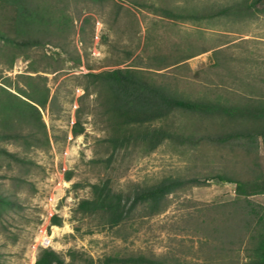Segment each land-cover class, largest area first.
I'll list each match as a JSON object with an SVG mask.
<instances>
[{
	"label": "rangeland",
	"instance_id": "374dc122",
	"mask_svg": "<svg viewBox=\"0 0 264 264\" xmlns=\"http://www.w3.org/2000/svg\"><path fill=\"white\" fill-rule=\"evenodd\" d=\"M241 1L66 0L70 21L62 38L45 40L29 52L30 59L22 55L0 79V86L20 95L16 89L29 88L32 76L46 83L50 101L55 98L52 107L41 110L49 148L24 151L0 142V147L21 152L32 162L21 168L0 156V193L20 204L16 209L0 207V264H34L45 233L53 238L50 248L67 260L73 250L94 259L140 252L185 264H244V244L237 236L242 224L229 222L226 227L217 208L237 200L236 186L208 178L236 175L248 182L249 202L264 206L262 142L258 153L248 156L237 144L166 141L153 152L143 146L121 150L110 162L107 124L94 95L81 103L84 91L79 85L80 76L89 71L151 67L191 97H263L264 13L179 21L155 11L169 5L203 13ZM175 54L192 57L178 67L156 70L154 57ZM31 64L39 71L33 72ZM79 113L84 132L74 136ZM217 120L177 112L166 122L196 134H217ZM254 161L260 165L258 173L263 172L260 178ZM176 177H197L201 184L169 195L167 209L158 215H136L121 228L102 229L98 218L75 214L79 201L91 197V184L101 180L109 178L115 189L129 193ZM54 216L61 218V225L52 224Z\"/></svg>",
	"mask_w": 264,
	"mask_h": 264
},
{
	"label": "trees",
	"instance_id": "16d2710c",
	"mask_svg": "<svg viewBox=\"0 0 264 264\" xmlns=\"http://www.w3.org/2000/svg\"><path fill=\"white\" fill-rule=\"evenodd\" d=\"M65 3L66 0H0V79L4 71L12 69L22 55L30 59L29 52L42 46L45 40L62 38L70 21ZM155 11L179 21L234 13L254 16L257 12L264 13V0H243L236 6L203 13L177 10L169 5ZM189 55L154 57L155 68L162 70L176 66L192 57ZM150 69L129 67L89 71L79 78V85L84 91L81 103L84 98L94 95L107 124L106 143L111 150L110 162L121 150L143 146L148 152H153L166 141L189 146H197L205 141L220 147L237 144L248 156L258 153L260 142L264 149V96H242L240 99L191 97L166 82L164 74ZM31 70L39 71L34 64H31ZM29 79L37 80L32 76ZM40 79L47 78L40 76ZM34 81L28 84L27 89L17 88L20 95L0 86V142L12 143L24 151L47 149L51 144L41 110L49 105L52 107L55 98L50 101V89L45 82ZM177 112L218 119L217 126L220 128L217 134H196L176 128L166 121ZM76 118L72 129L74 136L84 132L80 113ZM0 156L21 168L32 163L21 152H12L4 147H0ZM253 166L256 177L260 178L263 172L258 173L256 169L260 165L254 161ZM212 178L236 186L237 200L217 208L221 210L226 227L229 222L242 224L237 236L240 245L244 244L247 257L244 264H264V206L249 202L246 180L228 173H218L208 179ZM198 184L201 181L197 177L166 178L154 185L125 193L115 189L111 179L107 178L91 184V197L79 201L75 214L98 218V226L102 229L121 228L134 221L136 215L144 218L164 212L168 207L169 195ZM0 207L16 209L20 208V204L12 196L0 193ZM51 221L54 225H61L58 216ZM67 256L69 260L52 248H42L34 264H185L140 252H117L94 259L70 250Z\"/></svg>",
	"mask_w": 264,
	"mask_h": 264
},
{
	"label": "built area",
	"instance_id": "2783aa9c",
	"mask_svg": "<svg viewBox=\"0 0 264 264\" xmlns=\"http://www.w3.org/2000/svg\"><path fill=\"white\" fill-rule=\"evenodd\" d=\"M52 244H53V238L45 233L41 241V246L43 248H50Z\"/></svg>",
	"mask_w": 264,
	"mask_h": 264
}]
</instances>
